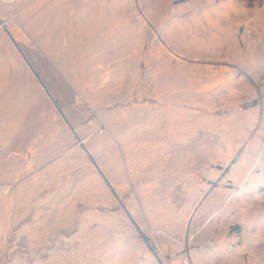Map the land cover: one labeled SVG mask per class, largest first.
Wrapping results in <instances>:
<instances>
[{
    "label": "rangeland",
    "instance_id": "rangeland-1",
    "mask_svg": "<svg viewBox=\"0 0 264 264\" xmlns=\"http://www.w3.org/2000/svg\"><path fill=\"white\" fill-rule=\"evenodd\" d=\"M88 1L149 25L138 118L152 77L155 156L186 153L187 189L121 192L62 156L77 130L26 41L86 0H0V264H264V0Z\"/></svg>",
    "mask_w": 264,
    "mask_h": 264
},
{
    "label": "crops",
    "instance_id": "crops-1",
    "mask_svg": "<svg viewBox=\"0 0 264 264\" xmlns=\"http://www.w3.org/2000/svg\"><path fill=\"white\" fill-rule=\"evenodd\" d=\"M90 3L86 0V6L56 9L51 14L55 15L51 30H45L34 46L26 41L30 47L28 60L41 72L40 77L66 120L77 130L80 144L68 136L62 156L76 153L88 174L93 156L104 171L113 175L112 186L121 192L186 190V153L173 150L161 159L155 156V147L162 150L164 142L154 130L155 90L154 83L149 82L152 77L145 80L149 100L146 112L147 117L152 113V118H138L144 105H139L137 96L144 94V86L138 87L137 63L153 55V51L149 52L148 40L138 39L137 33L142 31L148 36L145 32L149 25L134 23L136 16L126 18L124 23L122 7L110 5L102 9ZM167 98L163 106H170ZM178 106H186V102L179 101ZM195 127H199L201 135V122ZM184 137L185 142L186 135L175 137L179 146ZM66 168L67 174L73 173L69 165Z\"/></svg>",
    "mask_w": 264,
    "mask_h": 264
},
{
    "label": "built area",
    "instance_id": "built-area-1",
    "mask_svg": "<svg viewBox=\"0 0 264 264\" xmlns=\"http://www.w3.org/2000/svg\"><path fill=\"white\" fill-rule=\"evenodd\" d=\"M102 131H103V129L100 130V132H102Z\"/></svg>",
    "mask_w": 264,
    "mask_h": 264
},
{
    "label": "water",
    "instance_id": "water-1",
    "mask_svg": "<svg viewBox=\"0 0 264 264\" xmlns=\"http://www.w3.org/2000/svg\"><path fill=\"white\" fill-rule=\"evenodd\" d=\"M56 103V102H55ZM57 104V103H56ZM79 138V137H78ZM149 242V241H148Z\"/></svg>",
    "mask_w": 264,
    "mask_h": 264
}]
</instances>
